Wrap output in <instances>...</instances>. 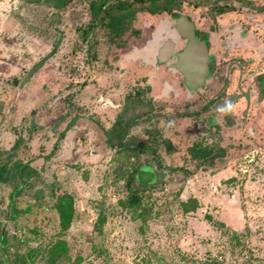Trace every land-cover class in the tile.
I'll list each match as a JSON object with an SVG mask.
<instances>
[{
  "label": "rangeland",
  "instance_id": "374dc122",
  "mask_svg": "<svg viewBox=\"0 0 264 264\" xmlns=\"http://www.w3.org/2000/svg\"><path fill=\"white\" fill-rule=\"evenodd\" d=\"M88 1L68 0L53 15L46 5L0 0V160L11 157L38 172L13 206L11 184L0 182V264H203L207 257L264 264V92L251 82L264 61L243 64L238 76L224 68L231 53L220 56L212 41L220 68L188 94L172 56L170 67L155 60V48L168 37L158 29L160 22L170 25L166 12L136 13V35L118 48L102 26L80 40ZM210 1L178 0L176 10L205 28ZM175 21L180 33L188 26ZM56 40L55 52L18 88ZM150 41L151 51L143 52ZM145 85L151 111L131 133L156 127L171 143L170 152L158 150L161 161L189 174L168 170L162 184L141 193L134 211L123 206L124 182L144 157L107 146L101 127L110 125L126 92ZM227 101L234 111L218 112ZM194 141L223 148V160L196 165L186 154ZM39 187L44 194L37 199L32 193ZM179 201L193 210L183 212Z\"/></svg>",
  "mask_w": 264,
  "mask_h": 264
},
{
  "label": "trees",
  "instance_id": "16d2710c",
  "mask_svg": "<svg viewBox=\"0 0 264 264\" xmlns=\"http://www.w3.org/2000/svg\"><path fill=\"white\" fill-rule=\"evenodd\" d=\"M24 1L30 5H46L51 13L55 15L58 10L65 8L68 0ZM177 2L178 0H89L86 5L88 20L77 28V33L80 40L85 41L91 31L102 26L106 29L107 41L118 48H123L128 38L131 35H136L138 31L132 26L136 13L145 12L153 15L166 12L169 15L170 13L174 14L175 11L173 12V10H176ZM57 42L58 40L55 41L53 47H56ZM211 72H209V79ZM147 89V85L135 86L131 91L126 92L123 95L120 111L115 114L107 128L101 127L104 142L107 146L114 147L117 151H125L135 156L142 155L144 157L141 163L136 164L131 169L124 182L126 194L123 199V206L134 211L141 206V193L145 189L162 184L163 178L168 174V170H181L184 175L189 174L188 170L181 166L171 167L161 161L158 150L163 148L166 152H170L171 143L159 133L156 127L151 124L147 125L142 129L141 136L131 133V128L137 125L140 119H148L147 115L151 111L152 104L149 98L145 96ZM75 118L76 116L70 119L67 126L71 125ZM31 124L30 121L26 129L27 132L30 131L29 127ZM60 135H62V132ZM17 144L18 142L15 141L13 146L16 147ZM53 148L52 146L51 150ZM186 154L190 159L195 160L196 165H211L214 162L223 160L224 149L214 148L208 144H202L200 141H194L187 146ZM32 178H38V172L26 162H20L16 159L11 160V157L6 160H0V182L11 184L12 190L8 194L10 206H13V197L19 193L22 185H27L28 180ZM64 193L57 195V199L63 200L66 194ZM43 194L44 189L42 187L35 188L32 193L37 199L41 198ZM56 204L58 210L63 214L62 203L58 201ZM188 204L187 201L178 202L183 212L193 210L194 207L188 206ZM100 223L101 221L98 220L95 226L97 227ZM4 240V234L0 232V248ZM201 262L203 264H221L216 257H207Z\"/></svg>",
  "mask_w": 264,
  "mask_h": 264
},
{
  "label": "flooded vegetation",
  "instance_id": "af4514ba",
  "mask_svg": "<svg viewBox=\"0 0 264 264\" xmlns=\"http://www.w3.org/2000/svg\"><path fill=\"white\" fill-rule=\"evenodd\" d=\"M209 6L210 21L208 22L210 23L208 27L200 28L196 26L188 14L173 10V12L175 11L174 14L170 13L169 15L167 13L171 17L170 25H168V22H160L158 29L161 31L165 28L166 30H163L162 33L167 31L169 38L174 37L176 39L174 47L179 49L184 41L175 29V20L178 16H184L185 20L191 24L196 40H205V47L210 57L208 62L209 72H213L215 64L214 54L210 48L212 41H218L217 44L221 51L220 56L225 52L231 53L232 61L227 63L224 68L227 70V67H230V70L237 75L238 72H242L243 64L251 65L255 61H264V0H211ZM223 20L225 23H222ZM152 41L143 47V52L148 53L151 51ZM177 43H180V46L177 47ZM136 53L137 49L131 54ZM173 63L174 60L171 61V65ZM167 66L170 67V57L167 59ZM214 68L218 70L220 67L217 64V67ZM180 80L182 83L181 76ZM251 82L258 91L264 92V62L251 75Z\"/></svg>",
  "mask_w": 264,
  "mask_h": 264
},
{
  "label": "water",
  "instance_id": "95a60500",
  "mask_svg": "<svg viewBox=\"0 0 264 264\" xmlns=\"http://www.w3.org/2000/svg\"><path fill=\"white\" fill-rule=\"evenodd\" d=\"M176 20L180 24L184 22L188 24L185 30L180 27L181 33L179 32V27L175 26L179 32L178 35L184 37V44L179 49H176L173 41L167 37L165 42L155 48V60L156 63L166 62L172 56L174 60V63L171 65L172 68L181 76L186 93L191 94L201 89L209 79L208 62L210 57L205 47V40H196L194 38L192 26L189 22L185 21L184 16L181 15ZM55 49L56 47H53L48 55L41 57L29 67L21 79L18 88L26 83L48 56L55 52Z\"/></svg>",
  "mask_w": 264,
  "mask_h": 264
},
{
  "label": "clouds",
  "instance_id": "9594fccd",
  "mask_svg": "<svg viewBox=\"0 0 264 264\" xmlns=\"http://www.w3.org/2000/svg\"><path fill=\"white\" fill-rule=\"evenodd\" d=\"M235 105L231 101H227L225 105L217 109L220 113H228L234 111Z\"/></svg>",
  "mask_w": 264,
  "mask_h": 264
},
{
  "label": "built area",
  "instance_id": "2783aa9c",
  "mask_svg": "<svg viewBox=\"0 0 264 264\" xmlns=\"http://www.w3.org/2000/svg\"><path fill=\"white\" fill-rule=\"evenodd\" d=\"M13 8H16V6H15V5H13Z\"/></svg>",
  "mask_w": 264,
  "mask_h": 264
}]
</instances>
